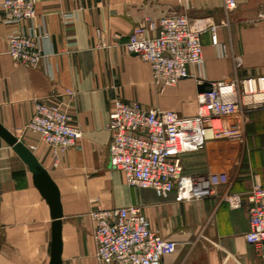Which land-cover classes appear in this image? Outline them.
Returning a JSON list of instances; mask_svg holds the SVG:
<instances>
[{"label":"crops","instance_id":"0c3cea01","mask_svg":"<svg viewBox=\"0 0 264 264\" xmlns=\"http://www.w3.org/2000/svg\"><path fill=\"white\" fill-rule=\"evenodd\" d=\"M235 1L227 11L224 0H38L36 16L14 24L0 7V123L33 147L60 190L62 264H103L90 212L132 205L154 232L176 243L162 264H264V243L257 249L245 239L247 204L234 210L219 197H159L129 186L110 164L107 123L115 100L191 117L200 84L264 77V0ZM177 13H186L199 30L204 64L190 66L187 77L160 93L150 64L125 44L139 22ZM14 32L34 37L44 55L37 67L8 56ZM38 102L65 109L82 132L57 165L40 137L25 132ZM182 164L187 175L226 174L229 182L220 191L247 194L255 184L264 187V106L248 113L241 140H210L184 154ZM51 227L50 207L30 171L0 136V264H49Z\"/></svg>","mask_w":264,"mask_h":264},{"label":"built area","instance_id":"2783aa9c","mask_svg":"<svg viewBox=\"0 0 264 264\" xmlns=\"http://www.w3.org/2000/svg\"><path fill=\"white\" fill-rule=\"evenodd\" d=\"M37 1L1 0L0 7L6 20L14 24L32 20ZM224 6L231 11L236 8V1L224 0ZM8 46V56L19 64L37 67L44 58L30 35L14 32L8 36ZM125 46L150 64L153 85L160 93L187 77L190 66L204 64L200 32L186 13L139 22ZM262 106L263 76L212 82L210 92L199 93L198 111L191 117L117 99L107 123L110 164L124 174L129 186L151 189L159 197L171 193H175L177 201L219 197L234 210L247 204L250 230L245 239L259 249L264 243V187L255 184L247 194L220 191L229 182L226 174L187 175L182 157L203 149L210 140H241L248 113ZM25 132L37 134L50 148L54 165L60 154L82 137L65 109L43 102L36 104ZM90 216L96 257L103 264H162L164 256L176 250L174 241L152 230L138 206H98Z\"/></svg>","mask_w":264,"mask_h":264},{"label":"water","instance_id":"95a60500","mask_svg":"<svg viewBox=\"0 0 264 264\" xmlns=\"http://www.w3.org/2000/svg\"><path fill=\"white\" fill-rule=\"evenodd\" d=\"M211 91L210 83H202L198 87L199 93ZM0 136L10 145L21 158L32 175L34 186L50 207L52 227L51 240L49 243V264H62L63 240H62V218L63 209L60 190L52 179L48 170L41 164L32 150L25 144L22 138L14 136L0 123Z\"/></svg>","mask_w":264,"mask_h":264}]
</instances>
